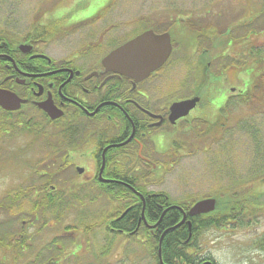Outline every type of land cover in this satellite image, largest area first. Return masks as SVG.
<instances>
[{"label": "rangeland", "instance_id": "374dc122", "mask_svg": "<svg viewBox=\"0 0 264 264\" xmlns=\"http://www.w3.org/2000/svg\"><path fill=\"white\" fill-rule=\"evenodd\" d=\"M249 8L260 12L264 0H0V32L20 41L39 28L48 42V53L60 59L81 47L84 51L87 42L90 50L95 47L103 56L143 28L169 29L176 43L182 45L151 83L162 86L164 95L170 94V101L195 93L201 96L202 105L167 129L179 136L184 130L188 133L179 138L185 148L175 155L173 165L169 159L174 137L164 131L158 148L163 153V172L144 182L147 191L166 193L172 203H195L208 198L221 203L217 196L221 191L229 193L232 185L247 182L243 198L249 205L264 207V89H256L258 94L250 98L249 107L237 98L228 111L224 108L230 89L236 95L241 94V89L248 90L245 84L251 77L240 66L250 59V49L264 48V34L259 33L264 28V13L254 24L241 26L252 19L246 18ZM236 21H241L235 28L239 36L249 29L258 34L251 40L249 37V43L248 39L240 40L230 31ZM189 23L190 29L208 27L209 35L207 32V37L200 40L198 49L188 30ZM218 30L222 33L218 34ZM237 54L238 67L230 65L231 56ZM257 56L248 62L255 70ZM222 70L225 75L220 74ZM24 122L29 125L20 123L16 129L8 123L10 126L4 129L0 121V229L10 228L19 236L25 231L31 243L26 255L17 256L16 264H156L147 239L112 233L107 227L130 201L126 194H119L115 200L96 182L84 184L86 177L75 166L62 168L69 152L76 155L72 158L75 163L86 165L89 156L83 157V153L93 146L90 129H84L83 135L75 139L64 136L71 124L45 127L40 122ZM188 126L191 127L187 129ZM204 126L210 127V133L197 139L196 134L202 133ZM40 183L60 201L59 206L47 210L46 220L40 216L34 222L30 211L33 192L29 191ZM16 196L19 201H15ZM228 199L216 205L219 212L226 209ZM4 205H13L15 213L8 212ZM21 205L24 210L18 212ZM46 221V225L40 223ZM253 224L218 230L230 242L237 234L246 236L242 244L234 243L242 248H257L255 241L264 233V212ZM203 234L198 254L215 261ZM4 243H9L8 237ZM4 243H0V258L5 255L9 259L5 264H10L13 254H18L13 248L6 249Z\"/></svg>", "mask_w": 264, "mask_h": 264}, {"label": "flooded vegetation", "instance_id": "af4514ba", "mask_svg": "<svg viewBox=\"0 0 264 264\" xmlns=\"http://www.w3.org/2000/svg\"><path fill=\"white\" fill-rule=\"evenodd\" d=\"M146 30H153L157 34L172 33L169 29L149 26L122 44ZM44 35L41 29L36 28L22 40L14 41L0 32V94L4 105L18 106L16 109H5L0 104V121L3 123L6 118L11 127L16 129L20 127L21 119L31 124L40 122L45 127L71 124L67 131L74 133L75 139L83 135L84 129H90L93 146L83 153V157L89 156L86 165L75 163L72 158L76 155L72 152L65 156L63 165L64 169L75 166L79 173L83 170L81 174L86 177L84 184L94 181L97 185L99 182L111 187H129L124 180L116 178L117 175L104 176L107 156L113 172L122 168H128L132 173L148 170L156 175L163 172V153L158 150L160 140L164 131L169 132L167 129L170 125L176 126L186 119L181 118L173 124L169 119L171 105L176 101L198 96L200 101L197 106L202 105L201 96L195 93L188 98L170 101V94L164 95L162 86L151 83L171 60L148 78L135 82L126 75L107 71L103 65V58L122 44L102 56L95 47L90 50L87 42L84 51L81 47L74 54L57 59L48 53L49 46L43 39ZM230 92L227 100L236 95L232 94L233 89ZM169 136L174 137L172 149L177 148L179 134L169 132ZM88 164H91V168ZM133 191L144 203L145 195L142 193L141 196L134 189ZM158 205L164 206L160 202ZM171 206L163 212L176 208L182 211L180 221L185 216V222H188L189 236L184 242L186 250L190 254L198 253L201 250L198 241L205 230L200 234L201 231L194 227L192 221L206 218L210 214L191 216L193 204L183 209L175 203H171ZM131 209L132 204L127 205L125 210L107 223L110 232L137 237L140 235L146 241L147 233L155 234L159 231L160 221L149 222L144 213L134 224L128 217ZM131 229L134 230L130 231ZM199 234L201 236H197ZM198 259L200 264H216L209 256Z\"/></svg>", "mask_w": 264, "mask_h": 264}, {"label": "trees", "instance_id": "16d2710c", "mask_svg": "<svg viewBox=\"0 0 264 264\" xmlns=\"http://www.w3.org/2000/svg\"><path fill=\"white\" fill-rule=\"evenodd\" d=\"M248 11V15L246 18L251 17L252 19H250L249 21L243 22L241 24V26H245V25H250L254 24L257 20H260V17H262L263 13H264V8H262L260 10V12H258L257 10L252 11V8L247 9ZM254 12H256L254 15ZM241 21H236L234 26H232V30L235 32L236 36H238V38L240 40H244V39H248L252 36H256L258 34L257 31L253 30V29H249V32L246 33L243 36H239L238 33L236 32V29L239 28V26L237 27V25H240ZM188 26V30L189 32H191L194 35V38L196 40V47L195 48H200L199 44H200V40L203 37H207V28L208 27H203L202 25H200L199 27H194L193 29L191 28L190 23L187 25ZM211 27V25H209V28ZM234 28V29H233ZM236 28V29H235ZM264 28H260L259 29V33L260 34H264L261 33V31H263ZM218 34H221L222 32H219V30L217 31ZM209 35V32H208ZM176 39L174 38L173 40V44L176 50L177 47L181 46L182 44L176 43L175 41ZM213 42L212 38H211V43ZM247 43H249V39L246 41ZM245 42V43H246ZM184 48V46H183ZM200 50V49H199ZM198 50V51H199ZM251 51H249V60H252L256 55L257 59H256V63H257V70L252 69L249 65L248 62L246 61L245 65H241L240 67H242L244 70V72L246 73V75L250 76L251 78H249L246 82L245 85H248V90L244 91L241 89V94L240 95H234L232 97H230L226 104H225V109L228 111L230 109V107H233L236 102H237V98H241L242 103L245 104V106L249 107V101L251 97H255V94H258V92H256V89L262 90L264 89V48L258 46V47H254L250 49ZM183 54L186 53V51L184 49H182ZM204 55L207 54V52L204 49L203 52ZM184 56V55H183ZM186 57V56H184ZM218 57V56H216ZM215 59V58H213ZM231 63L230 65H236L237 60H240L239 55L237 54L235 57L231 56ZM237 66V65H236ZM238 67V66H237ZM223 72V70H222ZM201 86V85H200ZM22 124L25 125H29L26 124L24 121L21 120ZM204 124H206L204 122ZM9 124L6 122V120L3 122V128L6 129V126H8ZM198 125V127L200 126L199 124H195V126ZM10 126V125H9ZM29 128V126H27ZM26 127V128H27ZM188 126L187 129H189ZM197 127V126H196ZM209 126H204V128L202 129V133L200 134H196L197 139L203 136L208 135L209 131ZM184 133L181 134L180 136H182V138H184L185 136H187L188 133L185 134V130L183 131ZM74 133H71V131H67V133H64L65 137H68V135H70L71 137ZM195 135V134H194ZM180 138V137H179ZM182 139H178L177 140V148L171 149V155H170V159H169V164L173 165L175 164L174 162V157L177 153H179L182 149H184L185 147L182 145L181 142ZM179 143L181 145H179ZM68 156V155H67ZM110 158L109 156H107L106 158V172L104 173L105 177H113L114 175H117L116 178L122 179L124 180L129 187H122V186H116V187H111V186H107V185H102L101 183L98 182V186L103 190H105L107 192L108 195L112 196L115 200L116 198H119V194L125 193L126 194V198H128L130 201H128L127 203H125V205L123 206L124 209L120 210L118 212V214H120L123 210H125L127 208V205L132 204V209L131 211H129L128 213V217L130 218V220H132L134 222V224H136L138 217L140 218L141 215L144 213V215L146 216V218L149 220V222H158L159 223V231L155 232V234H149L147 233V240L151 246V253L150 255L154 258L155 263L156 264H200L199 261V257H201V255H199V251L196 254H190L187 250H186V245H185V241L188 239L189 236V232H188V222H185V224L177 226L181 221V210L178 208L176 209H171L169 211H165V208L171 206V201L170 198L168 197V195L166 193L163 192H150L147 191L146 189V184L144 183L146 180H149L152 175V173H150L148 170H144V171H139L136 173H132L128 170H125V168L122 169H117L116 172H113L110 168ZM63 168V167H62ZM61 170V169H60ZM58 172H62V171H58ZM167 172V171H166ZM55 174H57V172H54ZM53 177V176H52ZM43 183H40L38 186H32L31 190L29 191V193L33 192L32 197L34 200V203L31 205L30 211L33 213V221H37L40 216L42 217L43 220H46L45 217V213L47 212V210L53 209L55 206H59V201L60 198L56 197V195H53V193L51 192L52 190L47 189L46 185H42ZM131 187V189H130ZM247 187V182H239L237 184L232 185V187L229 188V193L225 192L223 193L222 191L217 195L220 200L221 203L219 204H223L222 202L225 201V199L228 197L229 201H228V206H226V209L224 211L219 212L216 211L214 213H211L209 216L207 215L206 218L203 217L202 219H196L193 222L194 227H197L200 232V234L205 230L208 229L209 227H214L217 229H221V228H232V229H236L239 227H253V223H257V218L258 216L264 212V207L259 206V205H249L247 203V200L243 198L244 194H242L244 188ZM53 189V188H51ZM133 189L138 192V193H143L145 195V201L144 203L142 201H140V199L138 198V196L134 193ZM227 191V190H226ZM157 194V195H154ZM230 194V195H229ZM18 195V194H16ZM224 195V196H223ZM18 196H16L15 201H19ZM203 200V199H202ZM200 201V200H198ZM196 201V202H198ZM158 202L162 203L164 206L160 207L158 205ZM178 207L183 208H188L189 206H191L194 203L191 202H182V203H177L175 202ZM15 204V203H13ZM13 205H4V208L14 214L15 211L12 208ZM1 207V204H0ZM172 207V206H171ZM23 205H21L18 208V212H22L23 209ZM17 214V213H16ZM205 216V215H204ZM41 219V220H42ZM40 220V221H41ZM41 224L43 223L44 225H46V222H40ZM6 224V223H5ZM42 224V225H43ZM177 226V227H176ZM31 227V226H30ZM135 229V228H134ZM131 229L130 231L134 230ZM22 230L24 231V227H22ZM41 230V229H40ZM162 234V236L164 235V238H162V242L160 243V234ZM197 235V236H201V235ZM203 234V233H202ZM126 236H130V235H126ZM5 237L9 238V243L5 244ZM29 237L27 234L21 233L20 236L16 233H12V230H6L4 229H0V243L3 245L4 243V247L6 249H10L13 248L15 251H17L16 256H14L13 254V259L12 261H10V264H13V262L17 261V256L20 255V257H23L24 255H26L28 253V248L30 247L31 243H28ZM14 240V241H13ZM19 242V243H18ZM18 243V244H17ZM146 243V242H145ZM256 246L258 249L264 250V233L262 234L261 237H259L256 241ZM59 246V245H58ZM57 246V247H58ZM81 249V248H80ZM161 249V256L159 255V250ZM30 250V249H29ZM9 259L3 255L2 258H0V264H5V261H8ZM36 260H38L36 258ZM30 261V260H29ZM50 262H53L50 259ZM17 262H15L14 264H16ZM54 263H56L54 261Z\"/></svg>", "mask_w": 264, "mask_h": 264}, {"label": "water", "instance_id": "95a60500", "mask_svg": "<svg viewBox=\"0 0 264 264\" xmlns=\"http://www.w3.org/2000/svg\"><path fill=\"white\" fill-rule=\"evenodd\" d=\"M172 51L173 44L169 33L156 34L153 30H147L112 50L103 58V65L107 71L111 70L126 75L135 82H139L160 69L170 58ZM2 99L3 96L0 94V104L5 109H16L18 107L17 105H4ZM199 101V97H194L173 103L170 107V121L175 124L177 120L187 117ZM82 172L83 170H80V173ZM217 204L219 203L214 198L200 200L191 207L190 215L196 216L216 212L218 211ZM185 218L184 216L177 226L182 225ZM159 255L161 256V249Z\"/></svg>", "mask_w": 264, "mask_h": 264}, {"label": "clouds", "instance_id": "9594fccd", "mask_svg": "<svg viewBox=\"0 0 264 264\" xmlns=\"http://www.w3.org/2000/svg\"><path fill=\"white\" fill-rule=\"evenodd\" d=\"M209 244V252L215 258L216 264H259L264 260V250L248 246L240 247L247 240L246 236L237 234L230 242L226 240L217 228L209 227L203 234Z\"/></svg>", "mask_w": 264, "mask_h": 264}, {"label": "bare ground", "instance_id": "6f19581e", "mask_svg": "<svg viewBox=\"0 0 264 264\" xmlns=\"http://www.w3.org/2000/svg\"><path fill=\"white\" fill-rule=\"evenodd\" d=\"M142 195V194H141ZM165 235V234H164ZM164 235H163V238H164ZM210 264H212L211 262H210Z\"/></svg>", "mask_w": 264, "mask_h": 264}]
</instances>
